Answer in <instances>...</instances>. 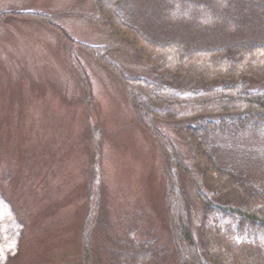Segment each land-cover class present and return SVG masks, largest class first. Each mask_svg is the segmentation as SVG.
I'll return each mask as SVG.
<instances>
[{
    "label": "rangeland",
    "instance_id": "374dc122",
    "mask_svg": "<svg viewBox=\"0 0 264 264\" xmlns=\"http://www.w3.org/2000/svg\"><path fill=\"white\" fill-rule=\"evenodd\" d=\"M127 3L123 14L153 31L148 3ZM241 34L264 41V26L253 20ZM95 45L107 46V58L126 75L155 76L138 49L112 32L97 0H0V191L24 224L6 264H87L81 240L93 171L104 217L88 264H112V248L146 240L154 249L145 264H176L161 149L134 115L123 79L96 58ZM185 122L159 125L189 166L181 178L199 241L200 174ZM255 123L259 129L246 125L214 142L217 154L264 183V121Z\"/></svg>",
    "mask_w": 264,
    "mask_h": 264
},
{
    "label": "trees",
    "instance_id": "16d2710c",
    "mask_svg": "<svg viewBox=\"0 0 264 264\" xmlns=\"http://www.w3.org/2000/svg\"><path fill=\"white\" fill-rule=\"evenodd\" d=\"M145 1L151 7L148 24L153 31L123 14L127 0H97L112 32L151 63L153 78L126 75L107 58V46L93 49L96 58L123 79L134 115L161 149L163 205L176 264H264V183L247 168L217 154L214 142L221 136L234 138L246 125L259 129L255 121H264V41L237 38L241 27L253 20L264 26V1ZM208 36L215 40L209 41ZM160 122H185L200 174L194 180L201 205L199 241L191 232L188 195L181 178L189 166ZM91 175L81 240L87 264L95 227L104 217L95 197L94 171ZM23 226L11 201L0 191V264L18 251ZM153 249L152 240L138 245L130 241L127 248L121 242L119 248H112L110 257L112 264H145Z\"/></svg>",
    "mask_w": 264,
    "mask_h": 264
}]
</instances>
